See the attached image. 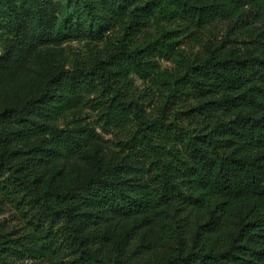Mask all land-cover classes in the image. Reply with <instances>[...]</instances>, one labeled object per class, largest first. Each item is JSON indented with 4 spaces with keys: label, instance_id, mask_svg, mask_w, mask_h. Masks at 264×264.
Wrapping results in <instances>:
<instances>
[{
    "label": "trees",
    "instance_id": "trees-1",
    "mask_svg": "<svg viewBox=\"0 0 264 264\" xmlns=\"http://www.w3.org/2000/svg\"><path fill=\"white\" fill-rule=\"evenodd\" d=\"M64 1L0 0V84L41 46L115 40L0 105V264H264V0ZM101 133L114 150L48 181Z\"/></svg>",
    "mask_w": 264,
    "mask_h": 264
},
{
    "label": "rangeland",
    "instance_id": "rangeland-1",
    "mask_svg": "<svg viewBox=\"0 0 264 264\" xmlns=\"http://www.w3.org/2000/svg\"><path fill=\"white\" fill-rule=\"evenodd\" d=\"M63 4L64 0H52ZM110 35L109 33H107ZM112 37V36H111ZM114 39L104 38L102 40L77 39L61 42L58 44H48L41 46L31 58L29 64L23 68H12L6 75L4 82L0 84V105L10 99V97H21L33 93L41 83L43 74L57 65L71 67L74 63L88 64L94 59L102 58L107 53L114 51ZM181 47L185 53H194L198 46L193 45L183 39ZM2 50L0 48V55ZM162 69H169L176 66L173 59H160ZM136 92L144 88V83L135 75L131 76ZM15 94V96H14ZM156 104L152 101V105ZM82 116L89 122L94 123L96 113L90 108L82 110ZM102 140L92 144L82 154L76 156L71 161L65 162L63 167L52 166L46 170L49 182L58 186H64L75 180L80 174L89 171L92 155L103 151H112L115 148L114 136L101 133ZM4 216L8 218V213Z\"/></svg>",
    "mask_w": 264,
    "mask_h": 264
}]
</instances>
